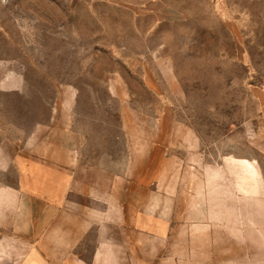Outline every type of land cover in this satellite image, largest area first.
I'll return each instance as SVG.
<instances>
[{
  "label": "rangeland",
  "instance_id": "374dc122",
  "mask_svg": "<svg viewBox=\"0 0 264 264\" xmlns=\"http://www.w3.org/2000/svg\"><path fill=\"white\" fill-rule=\"evenodd\" d=\"M51 121L46 147L56 126L70 130L60 142L76 150L81 205L112 191L108 222L89 215L85 254L103 226L107 240L167 259L168 213H182L201 159L253 156L264 168V0H0V167L7 145ZM17 180L0 168V184Z\"/></svg>",
  "mask_w": 264,
  "mask_h": 264
},
{
  "label": "crops",
  "instance_id": "0c3cea01",
  "mask_svg": "<svg viewBox=\"0 0 264 264\" xmlns=\"http://www.w3.org/2000/svg\"><path fill=\"white\" fill-rule=\"evenodd\" d=\"M58 127L50 135L58 137L51 147L45 146V137L54 128L52 121L39 125L21 148L7 145L13 151L0 168H13L18 180L15 185L0 184V264H264V168L253 156L201 159L194 166L198 176L193 180L191 172L190 182L185 181L182 213L172 211V206L168 213L167 259L155 258L159 255H154V247L148 260L138 243L107 240L103 226H99L101 238L85 254L81 242L89 227H95L88 219L99 214L100 225L108 222L112 191L105 190L100 200L81 205L79 160L67 141L60 142V136L67 140L70 130ZM168 156L171 163L174 156ZM156 165L162 162L143 170H155ZM166 170L174 167L169 164ZM168 203L175 207V190L169 193ZM115 204L126 211L120 197ZM181 219L183 229L176 227ZM163 232L156 228L134 231L152 236ZM177 235L183 236L182 260L176 259Z\"/></svg>",
  "mask_w": 264,
  "mask_h": 264
}]
</instances>
